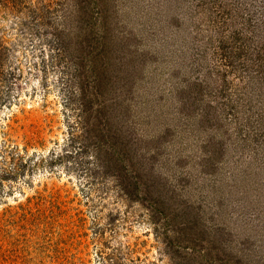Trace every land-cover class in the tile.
<instances>
[{
  "label": "rangeland",
  "instance_id": "1",
  "mask_svg": "<svg viewBox=\"0 0 264 264\" xmlns=\"http://www.w3.org/2000/svg\"><path fill=\"white\" fill-rule=\"evenodd\" d=\"M46 1L104 10L105 94L90 96L112 105L134 169L72 146L105 123L76 127L67 76L27 42L0 108V264H113L127 247L125 264H172L170 241L196 264L210 248L214 264H264V0ZM135 177L145 202L121 192ZM153 201L183 212L179 240L157 235Z\"/></svg>",
  "mask_w": 264,
  "mask_h": 264
},
{
  "label": "trees",
  "instance_id": "2",
  "mask_svg": "<svg viewBox=\"0 0 264 264\" xmlns=\"http://www.w3.org/2000/svg\"><path fill=\"white\" fill-rule=\"evenodd\" d=\"M72 1L74 2V0ZM52 6L46 0H38V2H34V0H0V108L6 106V102L11 104L8 101L11 98L10 91L14 86L13 81L17 80L19 76L16 63L13 62L16 53L20 49V51H24V48L27 50L28 45H25L27 42L39 43L44 71L49 67H61L62 73L67 76L69 103L79 105L75 109L79 118L76 127L82 131L88 124L91 132L97 127L96 123L98 121L105 123L102 131H106L102 137L95 133L94 138H91V142L89 140L86 143L81 142L78 144L77 141L75 142L78 137L71 136L72 138L69 141L72 142V146L80 145L82 154L94 151L98 167L103 168L104 164L107 167L109 165H120L129 173L128 167H131V165L127 163L126 159L130 152L128 151V143H121L120 137L114 136L115 130L110 124L109 115L112 116V113H110L112 112V110L110 111L112 105L100 103L96 107L90 96L100 98L105 94L107 43L102 36L104 28L106 29L103 21L104 10L100 8V5H94L95 7H91V5H71V7L70 5H61L59 10ZM3 22L9 23L4 25ZM14 41L15 43H13ZM10 42L13 43L12 46ZM259 51H264V47ZM8 63L12 65H8ZM75 85L77 86L76 89ZM89 89L92 90L91 94ZM104 117L105 119H103ZM67 155L69 157L73 153ZM55 162L51 161V164ZM131 169H134L133 164ZM0 178H3V176H0ZM119 187L121 192L129 198L136 196L145 202L146 199L141 196L144 187L139 177H135L133 182L128 184L127 181L119 183ZM141 200L133 201L138 202ZM153 202H149L151 203L150 207L155 205L157 208L151 209V223L155 226L157 235L159 232L160 235H167L173 229L174 232L177 230L176 233L180 235L176 237V240H179L181 234L186 232L189 225L183 212L180 211L179 214L172 217L170 215L172 213H169L167 209L159 207L160 202ZM160 223L163 226L160 227ZM161 229L165 231L162 233ZM182 242H185L183 238L180 240L181 244ZM179 246L175 242L173 244L172 241L169 243L170 251L168 253L173 256L170 257L172 264H196L195 254L188 253L189 247ZM128 249L127 247V252H123L121 255L125 261L118 258L117 255H113V258L109 257L113 260V264H125L128 258H132L135 248L129 249V251ZM218 256H220L219 251L216 248H210L207 250V254L202 257V262L206 261L209 264H214L223 261L220 257L216 260ZM131 260L132 263L139 261L140 263L137 264H141L139 258Z\"/></svg>",
  "mask_w": 264,
  "mask_h": 264
}]
</instances>
